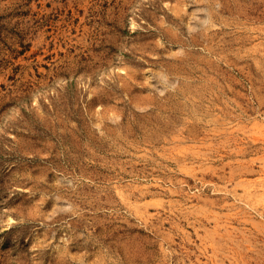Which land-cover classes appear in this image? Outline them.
<instances>
[{
  "label": "rangeland",
  "instance_id": "rangeland-1",
  "mask_svg": "<svg viewBox=\"0 0 264 264\" xmlns=\"http://www.w3.org/2000/svg\"><path fill=\"white\" fill-rule=\"evenodd\" d=\"M0 264H264V0H0Z\"/></svg>",
  "mask_w": 264,
  "mask_h": 264
}]
</instances>
